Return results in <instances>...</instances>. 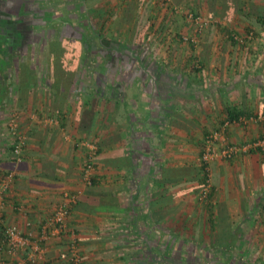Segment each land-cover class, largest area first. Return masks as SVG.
<instances>
[{
  "label": "crops",
  "instance_id": "0c3cea01",
  "mask_svg": "<svg viewBox=\"0 0 264 264\" xmlns=\"http://www.w3.org/2000/svg\"><path fill=\"white\" fill-rule=\"evenodd\" d=\"M63 1L69 11L79 8L73 24L89 40H99L107 58L138 60L134 47L141 43L149 52L136 68L99 70L109 75L107 84L83 66L68 67L61 60L48 79L36 69L29 78V67H17L18 40H0V179L15 173L0 211V241L5 225L28 232L30 221L38 242V225L52 216L64 193L72 192L79 201L66 232L41 243L44 255L28 264H72V239L81 264H186L182 243L192 237L180 220L192 207L194 223L208 222L204 232L196 226L190 232L198 239L196 252L236 251L232 260L226 257L228 264H250L244 251L264 256V154L211 162L212 196L206 203L198 195L194 201L183 198L190 187L201 190L200 182L186 175L201 171L197 158L204 138L223 127L230 111L250 123L231 124L225 143L247 144L264 136V0ZM190 13L211 24L200 30ZM234 36L248 40L240 44ZM12 115L27 138L20 161L8 131ZM85 141L97 148V183L90 187L82 180ZM236 234L244 236L237 244L231 238ZM203 256L196 254L200 264ZM0 257L25 260V254L5 249ZM214 258L211 253L203 262L217 264Z\"/></svg>",
  "mask_w": 264,
  "mask_h": 264
},
{
  "label": "built area",
  "instance_id": "2783aa9c",
  "mask_svg": "<svg viewBox=\"0 0 264 264\" xmlns=\"http://www.w3.org/2000/svg\"><path fill=\"white\" fill-rule=\"evenodd\" d=\"M189 17L195 22L200 30L205 29L211 23L200 15L190 13ZM253 34L250 36V38ZM236 42L242 44L245 43L247 39H241L238 36H234ZM17 115H13L10 119L8 125V131L11 138L14 139V149L13 154L16 161L23 159L24 149L27 145L26 136L20 131L19 124L17 122ZM253 121V119H251ZM45 122L55 123L54 119L47 118ZM250 121L246 118H242L239 121L231 122L228 120L223 127L208 136L205 140V147L203 151L202 160L205 164H210L211 162L217 160H232L239 154L250 153L252 151L260 152L264 154V136L262 138L256 139L245 145L238 144H227L225 143L224 133L227 128L231 125H247ZM218 141L222 142V149L216 150V143ZM83 146L88 150V159L85 161L82 170V180L86 186H93V179L95 178L96 167L95 158L97 156L96 146L89 142H83ZM15 173L9 172L7 176L0 179V211L6 206L5 196L8 190L12 187L14 182ZM208 184L202 189V198L206 199L209 194L211 185L209 181ZM79 195L77 193L66 192L63 194L61 202L56 207L52 216L45 222L40 223L37 227L38 231V242L34 240L35 227L32 222L28 221L27 226L31 227L30 231L24 232L18 225H5L2 229V239L0 241V249H5L7 252L13 255L25 254V260L18 263H12L4 260L0 257V264H28L35 263L40 257L44 255L43 249L41 248V243H48L51 240H55L63 236L67 229V222L72 213L73 207L78 203ZM69 261L72 264H81L82 260L79 256L78 246L75 239H72L69 246Z\"/></svg>",
  "mask_w": 264,
  "mask_h": 264
},
{
  "label": "rangeland",
  "instance_id": "374dc122",
  "mask_svg": "<svg viewBox=\"0 0 264 264\" xmlns=\"http://www.w3.org/2000/svg\"><path fill=\"white\" fill-rule=\"evenodd\" d=\"M10 2H11L10 5L12 7L16 6L15 5V2H12L11 0H10ZM38 7H39V9L36 10L38 13H40V12H46L45 10L41 9L42 8L41 5L38 6ZM44 9H45V6H44ZM5 11L6 12H4V11H1L2 13L0 12V20H4L5 19V20H9L10 21V20H14L15 19V16L14 15L10 14L7 10H5ZM32 12L35 13V10H32ZM20 16H21V14H19L17 16V18L20 19V22L16 26L17 28L15 27L16 31L13 30L14 32H12V35H10V36L13 37V38H16V40H18V36L20 35V38H19V40L17 42L18 43L19 50L17 51L18 52L17 53L18 59L16 60V62L18 61V64L17 63L16 64H17V67L20 70H22V71H26L27 70L26 68L29 67L28 68L29 69V72H28L29 74H27L26 76L29 77L30 72H31V69H36L37 72H38V76L40 78L41 77L43 78L45 76L48 79V72H49L50 68L53 66V64L55 62H57V60L58 61L61 60V62L62 61L63 62L64 61L65 62H68V64H66L68 67L71 66V65H73V66H82L77 61L78 57H80L79 58L80 60L82 59V54L83 53L80 52V47L76 48L77 45H76V43L74 44V41H72V42L69 43V42H67L65 40L71 34V31H70L71 29L70 28L67 31L68 32L67 35L66 34L63 35V33L61 34L62 31H59L55 27H54V32L51 33L49 30H47V29L50 28V26H49L50 24L49 23L47 24L46 22H42V20H40L41 19L40 17H38L40 19H38V18L37 19H33L31 16H24V17H20ZM63 24L69 25L68 22L64 23L61 20V25H63ZM60 34H61V36H60ZM76 36H78V35L76 34ZM56 37H60V39H62V40L59 43H57L55 41H52V40L56 39ZM1 38H2L1 40H4L5 39L3 37H1ZM70 39L73 40L75 38H70ZM31 43H34L32 45L33 46L32 48L30 47L31 46ZM104 47H103V50H105ZM148 48L149 47L145 46V44L141 43V44H139V45H137V46L134 47V50H137V51L140 52V53H137L138 54L137 56L139 57L138 60H135L136 58L131 59L130 57H128V58H122V59L121 58L117 59V56L120 57V54H118L117 56H115V59H112L111 58V62L108 65H106V66L103 65L102 68L105 67L106 69L107 68L108 69H111L112 67L114 68V67H119V66H123V65L136 68V67H138V65L140 63H142V59H145L144 57H147V52H149L148 51L149 50ZM103 50H102V52H103ZM84 52H85L84 56H86V55L89 54L85 50H84ZM94 53H97V50ZM101 56H103V57L105 56V58H107L106 57L107 55H104L103 54ZM150 61L151 62L152 61L153 62H157V63L158 62H161V61H159L157 59H154V60L153 59H150ZM145 62H146V60H145ZM128 63H130V64H128ZM145 65H147V64H145ZM99 70H101V69L99 68ZM26 76H25V78H26ZM107 77H109V75ZM23 78H24V76H23ZM23 78L21 80H19L18 83L23 84V82H24V79ZM84 81L87 83V85H88V83H92V82H87L86 79H84ZM71 82H72V80L69 82V84ZM73 83H76V80L74 82H72L71 84H73ZM80 83H82V81H80ZM200 108L201 107H198V110ZM169 111L172 114V109L169 110ZM178 116L179 115H177V117ZM216 131H218V130H214L213 129V131H210V133H208V136H210L211 134H213ZM222 139H225V138H222ZM205 140H206V138H204V141ZM241 145H245V144H241ZM216 147H217L216 150H221L222 149V142L221 141H218L216 143ZM255 153H258L260 155H263V153H260V152H255ZM197 159H199L198 164H199V166L201 168V171L198 172L196 175H194V172H192L190 170V174L192 173V176L189 177V175H186V177L188 179H190L191 181H193V182H195V181L193 179H191V178H194L195 180L197 179L198 182H200V185L199 186H201L202 188L200 190V188L198 187L197 189H199V190H197L195 187H193L192 189L190 187L189 188L190 190H188V191L185 192V195H184L183 198L185 200V197H186L187 199H189L191 201H194L195 198H196V195H198V199H199L198 201H200L201 203H204V199L202 198L203 196H202L201 192H202V189L204 187L203 186V178H204V174H205L204 172L206 171V167L203 164L202 155L199 156ZM221 161H224V162H233V160H231V161L221 160ZM210 179H211L210 180V184H213V178L211 177ZM194 204H196V203H194ZM194 209H195V207L194 208L192 207V209H190V210L184 209L185 212H188V213H185L187 215V217L184 218V220H180L183 223L184 229H186V231H187V235L192 237V238H188V239L186 238L184 240V242L182 243L185 246V248H186V252H185L186 253V257L189 254H191L194 257H196V254H198V253H201L202 255L206 256V253H207L205 250H203V252H202L199 249L198 252H196V249H194V247L198 244V239H197V237L195 238V235L194 234L190 235V232H192V233L194 232L195 226L197 228H200L199 229L200 231L204 232L206 226L208 225L207 224L208 222H206V226H205V224H204V222L202 221L201 218L200 219L199 218L196 219L199 222V224L194 223V219L189 218L191 216V213L194 212ZM206 236L207 235H204V234L198 235L199 238H202L203 239V242L201 243L202 245L203 244L204 245H207V243H206L207 242L206 241L207 240L206 239ZM248 237L251 238L250 241L254 242L255 235H250ZM247 241H249V240H247ZM193 245H195V246H193ZM197 246H196V248H197ZM211 253H214V252H210L209 254H211ZM244 254L248 255V257L250 259V264H264V256H262V254H259L257 251H255V250H250V251H247V252L244 251Z\"/></svg>",
  "mask_w": 264,
  "mask_h": 264
},
{
  "label": "trees",
  "instance_id": "16d2710c",
  "mask_svg": "<svg viewBox=\"0 0 264 264\" xmlns=\"http://www.w3.org/2000/svg\"><path fill=\"white\" fill-rule=\"evenodd\" d=\"M12 2H17L15 0H11ZM53 3V4H51ZM9 4H11L10 0H8L7 4L4 2L2 4H0V12L1 11H4L6 12L5 10H7L8 12H10V10L12 8L9 7ZM33 4L34 5V9L38 10L39 7L38 6H42L41 9L45 10L46 12H40L38 13L37 11L32 12L31 10H23L21 11V16L20 17H24V16H31L33 19H40L42 20V22H46L47 24L49 23L50 25V28L47 29L49 30L51 33L54 32V27L57 28L59 31H62L61 34L63 33L67 35V31L68 29L70 28L71 30V34L70 36L68 37V39H65L67 42H72L74 41V44L76 43V48L80 47V52L83 53L82 54V59L80 60L78 57L77 61L84 67L88 70V72L91 73V76L93 77V79H96L98 82H102L104 84H107V80H106V75L105 74H102L101 72H99V68L102 69V66H106L108 65L110 62H111V59L109 58H105V56H101L103 55L101 53V51L103 50L102 47H101V43L99 42V40H94V39H88V36L85 37L83 36V33H80V26H77V25H74V21L71 17L75 15H79L80 14V10L79 8H76L75 11L73 10H68L69 6L68 4H65V1L63 0H33ZM51 5V6H49ZM44 6H45V9H44ZM37 12V13H36ZM2 13V12H1ZM5 20V19H4ZM54 20V21H53ZM61 20L66 23L68 22L69 25L67 24H63L61 25ZM7 20H5L2 24H0V27H4L7 25ZM16 23H19L20 22V19H18L16 17V19L14 20ZM17 26V25H16ZM15 26V27H16ZM17 28V27H16ZM60 34V36H61ZM76 34L78 36H76ZM82 34V40L79 41V36ZM19 35V34H18ZM4 36V35H3ZM2 37V36H1ZM20 38V37H19ZM70 38H75V39H70ZM14 39V38H13ZM37 39V38H36ZM15 40V39H14ZM62 39H60V37H56V39L52 40V41H55L57 43H59ZM17 42V41H16ZM36 43V42H35ZM38 43V42H37ZM68 43V44H69ZM34 43H31V48L33 47ZM84 48V49H83ZM85 51H87L89 54L84 56L85 54ZM97 50V53H94L95 51ZM87 54V53H86ZM82 61V62H81ZM13 117V115H12ZM11 117V118H12ZM228 120H230L231 122H236V121H239L240 120V116L239 115H234V112L233 111H230L229 114H228ZM219 131V130H218ZM207 138V137H206ZM12 139V149H14V139ZM204 147H205V141H204V144H203V151H204ZM252 152H255V151H252ZM251 153V152H250ZM203 156V154H202ZM88 159V154L86 155V160ZM85 160V161H86ZM203 161V160H202ZM228 161H231V160H228ZM95 163V167L97 166L96 162L94 161ZM203 164L205 165L206 167V170L207 172L205 171L204 173V178H203V186H206L209 181L210 183V169H209V165L211 164H205L203 162ZM208 166V167H207ZM97 182H96V179L94 178L93 179V185H95ZM211 185V188H210V191H209V194L207 195V198L204 199V203H206V201L209 199V197L212 196V184ZM231 238H235V242L236 244L239 243V241L243 238V235L242 234H236V235H232ZM185 240V239H184ZM195 246V245H193ZM195 248V247H194ZM232 249H235V247L232 246ZM206 251V250H205ZM203 252V251H202ZM207 252V251H206ZM209 252V251H208ZM210 252H214L212 250H210ZM236 252V251H235ZM234 250L233 251H225L224 249H220L218 251H215L214 254H215V257L214 260L217 261V264H228L229 261L226 259V257L228 256L229 254V258L230 260H232L234 258ZM201 254V253H200ZM241 255V250L238 249V255ZM186 256V255H185ZM206 256H209L208 253H206ZM205 256H203V260H202V264H205L203 261L205 260L204 258ZM185 260L184 262L186 264H200L199 262V259L194 257L193 255L189 254L187 255V257H183ZM243 260V259H242ZM240 261H241V258H240ZM242 264H246L245 261H241Z\"/></svg>",
  "mask_w": 264,
  "mask_h": 264
},
{
  "label": "flooded vegetation",
  "instance_id": "af4514ba",
  "mask_svg": "<svg viewBox=\"0 0 264 264\" xmlns=\"http://www.w3.org/2000/svg\"><path fill=\"white\" fill-rule=\"evenodd\" d=\"M15 1H17L15 3L16 6L12 7V9L9 12L10 14L15 16V19L19 14H21V11L23 10H31V11L35 10L36 11V9H34L35 4H33V0H15ZM14 20H10V21L7 20L6 21L7 25L3 28L0 27V40L2 39L1 36L6 39L8 36L12 35V32H14L13 30L16 31L15 26L18 25V23H16ZM4 21L5 20H0V24H2ZM19 37L20 35L18 36V40H19Z\"/></svg>",
  "mask_w": 264,
  "mask_h": 264
}]
</instances>
